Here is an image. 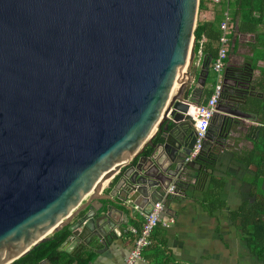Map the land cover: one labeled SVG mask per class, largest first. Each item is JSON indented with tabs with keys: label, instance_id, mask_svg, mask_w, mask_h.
I'll return each instance as SVG.
<instances>
[{
	"label": "water",
	"instance_id": "95a60500",
	"mask_svg": "<svg viewBox=\"0 0 264 264\" xmlns=\"http://www.w3.org/2000/svg\"><path fill=\"white\" fill-rule=\"evenodd\" d=\"M199 3L0 0V264L64 226L60 250L100 253L134 208L192 180L193 106L209 100ZM216 115L259 117L221 102Z\"/></svg>",
	"mask_w": 264,
	"mask_h": 264
},
{
	"label": "trees",
	"instance_id": "16d2710c",
	"mask_svg": "<svg viewBox=\"0 0 264 264\" xmlns=\"http://www.w3.org/2000/svg\"><path fill=\"white\" fill-rule=\"evenodd\" d=\"M204 3L205 0H200L199 7ZM216 7L213 19H198L194 31L195 50L197 54L200 49L202 50L205 65L210 67L209 77L212 76L215 84L216 73L212 68V61L217 55L220 23L225 10L229 9L232 18L238 24L231 50L238 49L240 35L245 34L246 42L253 52L239 64H226L224 69L226 80H223L219 102L255 112L259 116L258 120L248 125L244 132V137L251 141V146L231 149L232 157L245 165L250 172L245 179L247 197L237 208L230 211V218L242 230L250 252L264 261V0H222L216 4ZM204 37H207V40L201 45V39ZM213 89L214 85L208 89V95L212 94ZM234 118L235 120L229 117L227 123L221 127L222 115L215 113L208 130V137L196 157L201 168H191L193 181L189 179L176 181L179 190H187L194 184L206 185L203 204L211 212L225 206L222 191L226 177L219 173V165L223 150L228 147L235 122L239 120L237 117ZM179 196L180 193L168 195L165 202L168 203L171 198ZM66 234L67 228L64 226L50 234L49 238L32 246L10 264H36L43 258H48L55 264L72 263L75 258L58 248ZM86 260L87 258L82 259V261Z\"/></svg>",
	"mask_w": 264,
	"mask_h": 264
},
{
	"label": "crops",
	"instance_id": "0c3cea01",
	"mask_svg": "<svg viewBox=\"0 0 264 264\" xmlns=\"http://www.w3.org/2000/svg\"><path fill=\"white\" fill-rule=\"evenodd\" d=\"M214 9L205 0L204 5L198 9V18L213 19ZM206 40L207 37L202 38L201 45ZM246 41L245 34H241L238 49L229 52L227 63L239 64L253 54ZM203 58L200 52L196 55V60L199 61L198 71ZM213 83L214 79L208 75L206 84L200 91L201 100L208 95L207 91L213 87ZM232 139V143L229 142L228 147L223 150L219 165V173L226 177L222 191L225 206L214 212L205 207L203 197L206 185H191L179 197L171 198L166 203L164 214L174 220L167 226L157 225L153 229L151 241L143 249L142 258L136 264H264V261L250 252L242 230L230 218V211L247 197L245 179L250 172L232 157L231 149L243 144L240 142V146H237V138ZM229 149L230 152L227 151ZM110 189L111 187H107L103 192ZM165 191L166 189L160 190L155 199L161 198ZM143 217V213L134 208L129 213L127 222L122 223L121 236L100 253L84 251L74 256L66 251V254L75 258L72 261L75 264H123L133 239L129 227L139 224ZM98 247H103V243H99ZM84 258L87 260L82 261Z\"/></svg>",
	"mask_w": 264,
	"mask_h": 264
},
{
	"label": "built area",
	"instance_id": "2783aa9c",
	"mask_svg": "<svg viewBox=\"0 0 264 264\" xmlns=\"http://www.w3.org/2000/svg\"><path fill=\"white\" fill-rule=\"evenodd\" d=\"M213 8L222 0H206ZM198 22V18H197ZM197 24V23H196ZM237 22L232 18L229 9L225 10V15L220 23L221 33L218 39V50L215 59L212 61V68L216 73V82L207 104H195L193 106L194 112V127L196 130V141L187 154L186 159H196L201 152L203 143L208 137V130L211 125L212 117L217 110L219 97L223 88L224 69L227 64L229 52L233 44V38ZM200 54L202 50L200 49ZM199 62V61H198ZM179 193L176 182H172L167 188L161 198L154 201L153 208L149 213H143L144 217L139 224L131 225L130 232L133 235L131 246L124 258L123 264H136L142 258L143 249L150 243L151 234L157 225L167 226L174 219L164 214L166 207V198L168 195H175Z\"/></svg>",
	"mask_w": 264,
	"mask_h": 264
},
{
	"label": "rangeland",
	"instance_id": "374dc122",
	"mask_svg": "<svg viewBox=\"0 0 264 264\" xmlns=\"http://www.w3.org/2000/svg\"><path fill=\"white\" fill-rule=\"evenodd\" d=\"M215 8H217V7L215 6ZM212 12H214V11H212ZM199 17H200V15H199ZM238 119L239 120L235 122L236 125H234V129L232 130L233 134L231 133V138H230L229 142L232 143V141H233L232 138H237L236 143H235L237 146H240L239 145L240 142L243 143L242 146H251V141L247 140L244 137V132H245L246 127L248 125L255 123V122H253L252 120H247V119H241V118H238ZM232 146H234V145H232ZM227 151L230 152V149ZM223 157H225V156H223ZM247 177H248V175H247Z\"/></svg>",
	"mask_w": 264,
	"mask_h": 264
},
{
	"label": "flooded vegetation",
	"instance_id": "af4514ba",
	"mask_svg": "<svg viewBox=\"0 0 264 264\" xmlns=\"http://www.w3.org/2000/svg\"><path fill=\"white\" fill-rule=\"evenodd\" d=\"M232 119H233V120H235V118H234V117H232Z\"/></svg>",
	"mask_w": 264,
	"mask_h": 264
}]
</instances>
